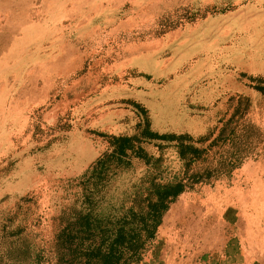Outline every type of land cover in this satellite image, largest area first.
<instances>
[{"label":"rangeland","instance_id":"1","mask_svg":"<svg viewBox=\"0 0 264 264\" xmlns=\"http://www.w3.org/2000/svg\"><path fill=\"white\" fill-rule=\"evenodd\" d=\"M250 76L264 77V0H0V264H28L14 249L29 244L56 261L61 215L108 149L100 133L133 134L148 118L161 133L214 138L239 95L251 99L242 124L258 127L242 163L181 195L140 264H214L246 234L264 264V96ZM157 143L146 148L172 180L177 148ZM148 171L134 160L102 208Z\"/></svg>","mask_w":264,"mask_h":264},{"label":"trees","instance_id":"2","mask_svg":"<svg viewBox=\"0 0 264 264\" xmlns=\"http://www.w3.org/2000/svg\"><path fill=\"white\" fill-rule=\"evenodd\" d=\"M249 78L251 86L264 96V77ZM250 107L251 99L239 95L232 115L214 138V130L197 139L187 133H161L151 128L148 118L133 134L100 133L107 137L108 149L80 177L79 207L61 215L63 226L57 234L58 253L52 264H140L157 238L164 216L184 192L231 173L242 163L241 154L252 138L246 131L258 128L241 122ZM151 141L158 142L160 148L164 142L174 143L183 166L180 175L172 180L163 178L162 155L146 148ZM217 145L228 146L218 158L216 152L211 155ZM134 160L143 161L151 171L133 185L132 191L124 192L119 206L108 203L102 208L107 189L120 173L131 169ZM14 254L28 264H46L47 260L43 249H31L30 244L14 249Z\"/></svg>","mask_w":264,"mask_h":264},{"label":"crops","instance_id":"3","mask_svg":"<svg viewBox=\"0 0 264 264\" xmlns=\"http://www.w3.org/2000/svg\"><path fill=\"white\" fill-rule=\"evenodd\" d=\"M187 192H184L185 194ZM182 194V195H183ZM253 236H249V234H246L244 236H241V238L237 237H230V240L226 241L225 244V252L226 254L223 255L222 253H219V256L216 257V259L219 260L215 261L214 264H254L255 260L257 258H260L261 249L258 248V246L255 244V240L253 239ZM174 244V243H173ZM176 249L177 246L174 244V248L172 251L169 252V260L168 262H171L176 255ZM166 252L163 255H167L169 251V247L166 248ZM217 254L214 255V257ZM212 256V253H207V257ZM212 257V260L214 259ZM262 258V257H261ZM205 262L204 264H206ZM173 264V263H172ZM203 264V263H199Z\"/></svg>","mask_w":264,"mask_h":264},{"label":"bare ground","instance_id":"4","mask_svg":"<svg viewBox=\"0 0 264 264\" xmlns=\"http://www.w3.org/2000/svg\"><path fill=\"white\" fill-rule=\"evenodd\" d=\"M203 204V203H202ZM206 207V206H205ZM230 207V206H229ZM225 212V211H224ZM226 215V214H225ZM221 216V215H220ZM222 217V216H221ZM158 251V250H157Z\"/></svg>","mask_w":264,"mask_h":264}]
</instances>
